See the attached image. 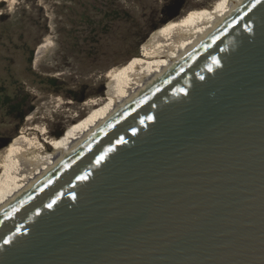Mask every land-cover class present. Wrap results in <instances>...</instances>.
I'll return each instance as SVG.
<instances>
[{"label": "water", "instance_id": "95a60500", "mask_svg": "<svg viewBox=\"0 0 264 264\" xmlns=\"http://www.w3.org/2000/svg\"><path fill=\"white\" fill-rule=\"evenodd\" d=\"M0 264H264V0H239L4 204Z\"/></svg>", "mask_w": 264, "mask_h": 264}, {"label": "rangeland", "instance_id": "374dc122", "mask_svg": "<svg viewBox=\"0 0 264 264\" xmlns=\"http://www.w3.org/2000/svg\"><path fill=\"white\" fill-rule=\"evenodd\" d=\"M180 1L17 0L14 5L1 2L0 137L12 140L18 136L35 108L58 98L64 108L75 113L63 112L64 109L46 113L48 133L59 136L76 121L86 119L90 113V108L83 109L87 102L113 93L106 72L146 56V47L160 28L177 18L166 17L168 8ZM215 1L183 0L178 17ZM50 39L56 45L51 61L35 65L38 47ZM50 79L54 80L52 84ZM19 96L29 98L20 120L10 111L11 102ZM7 109L11 117L7 116ZM39 120L35 123L39 124Z\"/></svg>", "mask_w": 264, "mask_h": 264}, {"label": "bare ground", "instance_id": "6f19581e", "mask_svg": "<svg viewBox=\"0 0 264 264\" xmlns=\"http://www.w3.org/2000/svg\"><path fill=\"white\" fill-rule=\"evenodd\" d=\"M238 1L216 0L211 5L194 8L182 17L167 21L146 47V56L134 58L106 72L105 78L113 85V93L87 102L83 109L90 108L88 117L76 121L59 136L57 133L46 131L44 123L46 113L49 115L56 109L57 111L64 109L62 111L69 114L75 111L68 107L64 108L59 98L45 103L42 108H35L26 118L27 125L23 131L0 149V208L24 190L36 176L60 159L63 152L81 140L91 128L106 119L125 99L130 98L160 74L179 55L186 53L191 45L213 29ZM1 2L14 5L17 0H0ZM53 43L51 39L45 40L38 47L35 65L51 61L56 47ZM36 119L41 120L39 124L35 123ZM32 131L33 133L28 134Z\"/></svg>", "mask_w": 264, "mask_h": 264}, {"label": "flooded vegetation", "instance_id": "af4514ba", "mask_svg": "<svg viewBox=\"0 0 264 264\" xmlns=\"http://www.w3.org/2000/svg\"><path fill=\"white\" fill-rule=\"evenodd\" d=\"M173 11H174V10L168 8V11H167L166 17L169 18L170 13H172ZM181 11H182V10H181ZM181 11H180V13H181ZM156 25H157V24H154L153 27H156ZM20 95H21V94H20ZM28 101H29V98H27L26 96H24V97L19 96V99H18L16 102H13V103L11 102L12 105H10V106H11L12 108H11L10 111L13 113V115L15 114L14 116L17 117L19 120L22 119V117H23L24 114H25V111H26V107H27V103H28ZM15 105H17V106L20 108L19 111L17 110V108H16ZM6 112H7V116L11 117L8 109L6 110ZM13 115H12V116H13ZM4 139H8V138H7V137H0V143H1L2 140H4Z\"/></svg>", "mask_w": 264, "mask_h": 264}, {"label": "trees", "instance_id": "16d2710c", "mask_svg": "<svg viewBox=\"0 0 264 264\" xmlns=\"http://www.w3.org/2000/svg\"><path fill=\"white\" fill-rule=\"evenodd\" d=\"M32 55H33V52H32ZM32 55H31V57H30V61L32 60ZM53 82H54L53 79H50V80H49V84H52Z\"/></svg>", "mask_w": 264, "mask_h": 264}]
</instances>
